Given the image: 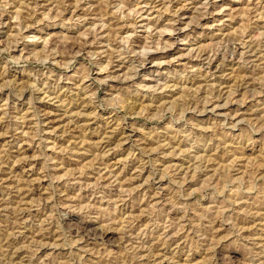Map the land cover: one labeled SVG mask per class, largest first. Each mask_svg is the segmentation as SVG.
<instances>
[{
	"label": "rangeland",
	"instance_id": "1",
	"mask_svg": "<svg viewBox=\"0 0 264 264\" xmlns=\"http://www.w3.org/2000/svg\"><path fill=\"white\" fill-rule=\"evenodd\" d=\"M0 264H264V0H0Z\"/></svg>",
	"mask_w": 264,
	"mask_h": 264
},
{
	"label": "bare ground",
	"instance_id": "2",
	"mask_svg": "<svg viewBox=\"0 0 264 264\" xmlns=\"http://www.w3.org/2000/svg\"><path fill=\"white\" fill-rule=\"evenodd\" d=\"M72 48V47H71Z\"/></svg>",
	"mask_w": 264,
	"mask_h": 264
}]
</instances>
